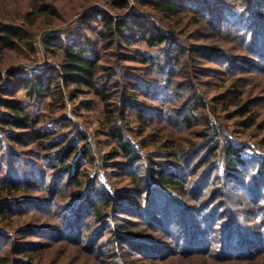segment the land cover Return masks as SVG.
<instances>
[{
  "label": "trees",
  "instance_id": "trees-1",
  "mask_svg": "<svg viewBox=\"0 0 264 264\" xmlns=\"http://www.w3.org/2000/svg\"><path fill=\"white\" fill-rule=\"evenodd\" d=\"M133 2L132 11L128 0L84 11L70 35L49 33L36 45L38 26L60 20L54 0H0V223L27 211L56 218L0 229V264H40L42 242L24 238L46 229L51 239L77 237L80 247L96 237L87 249L105 264H133L130 256L150 264H264V154L246 153L249 145L222 135L218 123L264 128L260 96L244 79L264 80V0ZM183 17L214 41L195 45L191 33L174 28ZM37 53L52 60L26 69L22 61ZM210 88L219 90L208 97ZM48 95L60 115L32 117L26 99ZM66 101L84 121L82 110L99 102L95 133L109 147L99 167L130 187H107L99 170L88 173L96 153L87 130L64 113ZM156 122L171 128L151 131ZM142 225L165 242L141 236Z\"/></svg>",
  "mask_w": 264,
  "mask_h": 264
},
{
  "label": "rangeland",
  "instance_id": "rangeland-1",
  "mask_svg": "<svg viewBox=\"0 0 264 264\" xmlns=\"http://www.w3.org/2000/svg\"><path fill=\"white\" fill-rule=\"evenodd\" d=\"M27 1L28 0H23V2L25 3ZM109 1L110 0H54L55 5L59 9L60 20L55 21L54 25L53 24L45 25L43 27H41V25L38 26V29H37L38 31H36L35 37L33 39H36V42L38 43L41 38L46 37L49 33L59 32V34L62 35L63 37L66 36V34L70 35L71 33L69 31L74 29V27L78 24L77 17L81 13H83L84 11L90 10L92 8H95L97 6L107 7L106 3H108ZM128 1H129L128 10L132 11L134 9V5H133L134 2L133 0H128ZM18 3H22V1H18ZM174 28L182 29L181 31L183 33H188V34L191 33L192 39L194 41L193 43L195 45H199V46L207 45L214 41V38L212 37V35L209 32H206L207 30L205 27L203 29L196 28V26H193L190 20H188L186 17H183L180 21H177V25L175 24ZM236 49H234V51ZM37 55H38L37 59L35 58L27 62L22 61L23 63L26 64L25 65L26 69H37L39 67H43L45 63L52 60V58H47V56L41 55L40 53ZM16 64L17 63H15L14 65ZM19 64H22V63L20 62ZM206 65L210 67L211 69L217 68L216 64H206ZM207 74L212 75L213 77L215 76L212 74L211 71H209ZM201 77H202L201 79L206 80L205 79L206 76L204 77L201 76ZM244 79L247 80L246 81L247 83H245L246 85L245 87L247 91L248 89H250L249 94L260 96L256 98L262 101L263 106L260 108V110H261L262 115L264 116V80L263 81L259 80V82L256 84V83L250 82L249 76H245ZM217 90H219V88H216V89L210 88L205 91V95H207L208 97H211V95ZM51 97L52 95H48L44 99L36 100V101H31V100L26 99L27 109L31 113L32 117L38 116V114H41V113L42 115H50V117L51 116L57 117L60 115L61 111H59L57 107L56 108L51 107L50 105V102L52 101ZM66 106L67 107L64 109V113H66V115L75 122L76 130H79V132H83L87 130L86 131V133L88 134L87 140L90 146L92 147V149L96 153V157H97L96 161L93 164L87 165L88 166L87 168H89L88 173L93 175L97 170H99L100 178L107 187L110 186V183H112V185L117 186L119 188L130 187L128 178H125V179L124 178L118 179L117 177L113 178L112 176L107 175L104 169L102 170L99 167L102 163V156L109 149L108 145L102 142L104 138L98 137L95 133V129L98 127L97 118L100 117V111H101L100 110L101 105L99 104V102H98V105L92 111L82 110V114L85 115V117L87 118V121H84V118H82L81 116L73 114L72 112L73 103L66 101ZM221 113L223 114V112ZM215 115L218 117V114H215ZM233 121L234 120L232 119L225 120L223 118L219 120V122L217 121L219 123V128H220V132L222 133V135H224L225 137L227 135V137H229L231 141H235L237 143L243 142L249 145V147L246 149V153H252L253 149H256L264 154V147L260 146V143H259L260 138L262 137V135H264V128L262 130L250 129L247 131L245 130L243 131V130H239V128H237L234 125ZM57 122L58 121H52L51 123H48V125H52V126L54 125L55 127H58L59 130L66 131L68 135L75 134L74 132H71L72 131L71 129L67 130L66 128H59L61 127V125H59ZM130 125H132L133 127L135 126L138 127V124H135V123H132ZM159 128L166 130L167 128L170 129L171 127H167L166 125L160 122H156L155 124H151L150 130L159 131L160 130ZM132 136L134 137V139L132 140L138 141L139 137H137L134 134H132ZM145 151H157V152H160L159 155H164L163 152H165L163 148H160V149L158 148L155 150L153 148H148V149L145 148ZM153 153L156 154V152H153ZM26 157L31 159V157L28 155ZM152 157L153 159H156V160L158 159L163 160V158L159 156L158 157L152 156ZM116 160L122 161L123 159L117 158ZM31 161H32L31 163L36 164V161L34 159H32ZM27 166L26 168L29 169L30 166L29 167ZM22 167H25V166L22 165ZM108 171L111 172L114 170L112 168H108ZM65 201L66 200L62 199V203H65ZM153 216L154 215H152V217ZM57 217H59V214H57ZM157 217L161 219L159 215H157ZM24 221L26 224L29 223V224H34V225H43L49 222L56 223V218L40 215L39 213H33L32 211H27V213H25L24 215L14 216L12 218V222L0 223V229L8 230L7 228H11L12 226L14 227L16 225H19L20 223ZM139 227L140 229L138 231L140 232L139 234L141 236L149 235V238H153L154 241H160V242L164 241L165 242L164 235L161 237H159L160 234H156V236L154 235L152 236L151 235L152 232L151 230H149V226L146 227L142 225ZM41 231L42 233H44L43 235L38 234V236H34V237L26 236L24 238V240H26L29 243L31 242L33 243L37 241L42 242L41 243L42 245H39L36 248V250H38V248L40 249L39 253L35 254L36 262L40 264H105L104 259H101V257H99L98 255L91 254L89 250L87 249V247H89V245L94 242L96 237H93V236L90 237L91 239L89 241V244L85 245V247H80L79 246L80 242H77L78 241L77 237H72L71 241L64 242V241H59L57 238L51 239L48 236L50 233H52V231H54L53 229H48V230L46 229V230H41ZM86 241H87V237L82 240L83 243H86ZM145 249L150 252H155L151 250H156L155 247H151L150 248L151 250L149 248L148 249L145 248ZM111 250H112L111 245H108L105 248V251H107V253H109ZM158 251H161V249H158L157 252ZM18 257H21V256H18ZM143 258H134L133 256H130V258L128 259L133 264H150V262H146L145 258L144 259Z\"/></svg>",
  "mask_w": 264,
  "mask_h": 264
},
{
  "label": "built area",
  "instance_id": "built-area-1",
  "mask_svg": "<svg viewBox=\"0 0 264 264\" xmlns=\"http://www.w3.org/2000/svg\"><path fill=\"white\" fill-rule=\"evenodd\" d=\"M37 45V42L35 43ZM38 54V53H37Z\"/></svg>",
  "mask_w": 264,
  "mask_h": 264
}]
</instances>
